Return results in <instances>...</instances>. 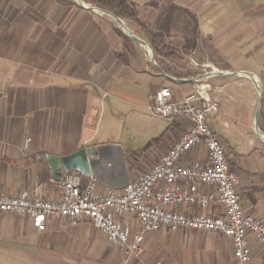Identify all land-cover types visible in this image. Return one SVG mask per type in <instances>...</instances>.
I'll list each match as a JSON object with an SVG mask.
<instances>
[{"label": "crops", "instance_id": "obj_1", "mask_svg": "<svg viewBox=\"0 0 264 264\" xmlns=\"http://www.w3.org/2000/svg\"><path fill=\"white\" fill-rule=\"evenodd\" d=\"M69 1L0 0V193L58 199L65 171L56 179L45 156L81 147L94 150L89 163L100 189L122 190L187 128L147 112L155 91L169 87L181 100L195 77L214 70L223 74L209 78L220 103L213 127L238 172L243 211L264 220V143L248 129L255 85L244 74L264 98V0H130L142 17L171 1L197 24L189 65L179 71L153 65L149 50L108 15ZM241 100L243 116L233 105ZM183 161L205 162V147ZM120 220L131 233L140 228L131 215ZM144 246L140 257L128 254L88 219L46 217L39 231L27 216L0 212V264H139L159 248L160 264H235L230 239L214 232L153 231ZM250 249V264H264V245L251 238Z\"/></svg>", "mask_w": 264, "mask_h": 264}, {"label": "built area", "instance_id": "obj_2", "mask_svg": "<svg viewBox=\"0 0 264 264\" xmlns=\"http://www.w3.org/2000/svg\"><path fill=\"white\" fill-rule=\"evenodd\" d=\"M209 78L195 77L192 92L181 100L174 98L169 87L155 91L147 112L166 121L183 119L187 128L122 190L108 187L102 191L96 176L83 178L69 170L60 179L58 199L41 198L28 190L16 195L0 193V212L27 216L39 231L46 217H68L73 222L88 219L110 244L136 257L145 251L148 232L187 229L219 233L230 239L235 264H250V239L264 245V220L243 211L238 172L213 129L220 106L211 96ZM200 144L206 149V161L184 162V155ZM212 205L221 213H206ZM192 206L195 212L183 209ZM125 214L138 220V230L131 233L124 226L120 217Z\"/></svg>", "mask_w": 264, "mask_h": 264}, {"label": "rangeland", "instance_id": "obj_3", "mask_svg": "<svg viewBox=\"0 0 264 264\" xmlns=\"http://www.w3.org/2000/svg\"><path fill=\"white\" fill-rule=\"evenodd\" d=\"M73 1L78 3L77 0H73ZM80 1L84 5H87L89 7H94V8H97L99 10H105L103 7H101L99 5L89 3V2H86L84 0H80ZM99 14H101L103 16L107 15V14L101 13V12ZM137 16H138L139 22L144 24L145 27L152 28L154 33L160 34L162 32L163 39H158V41L155 42V45L158 48V52L156 53L155 50L153 49L154 50V58H153V60H152V57L150 58V62L153 65H155L153 63V61L156 63V66H162L164 68H165V65L168 64L169 67H174V69L176 71H179L180 68H182V67L185 68L186 65H189L188 64L189 63V57H187L188 56L187 54H189V52L192 48V44H190L189 42L187 43L186 39H189V40L193 39L194 23H193L192 19H187L186 14L182 11H175L172 18H171L170 24L168 25V31L163 33V31L158 30L156 28L157 20L161 21L162 17H163L162 7H160V9H157V8L151 9L150 12H148V14L144 15V17L140 16L139 13H137ZM108 17H111V16L108 15ZM122 21L131 31L134 30L140 34V35H136L137 37H139V38L145 40L147 43H149L146 40L147 35L145 34L144 28H141L135 22H129V21H126L125 19H122ZM146 21H149V23H147ZM167 61H169V63H167ZM190 65H193V63L190 62ZM201 71H202V69H201ZM201 71L199 72L197 70L196 72L201 73ZM207 71H209V70H207ZM207 71H204V72H207ZM204 72H202V74ZM251 91H252L254 98L252 99L251 104L248 106V109H247L248 110V113H247L248 119L246 122L248 124V129H249L252 137H254V139H258L259 141L264 143V141H262L261 139H259L257 137L256 131L254 128V123H253L254 122L253 121L254 120V113H255V109H256V105H257V99H258L259 94L255 88L251 89ZM239 95H241V94H239ZM260 95H261V105H260V108L258 111L256 124H257V132H259L260 134H262L264 136V98L262 97V93H260ZM233 105L235 107V110H237L239 112V115L243 116V114L245 112V105H246L245 102L243 100H241V101H238L237 103H233ZM219 106H220V103H219ZM219 111H220V107H219ZM234 116H236V115H234ZM237 120L238 119H236V117H234L233 121H237ZM238 121L243 122V120L242 121L238 120ZM213 122H214V120H213ZM213 125H214V123H213ZM213 129H214V127H213ZM225 151H226V148H225ZM160 256H162L161 249L160 248L159 249H153L152 252H150L148 254L147 260H142V261L139 260L138 262H139V264H155L157 262H159V264H160V261L158 260L160 258Z\"/></svg>", "mask_w": 264, "mask_h": 264}, {"label": "water", "instance_id": "obj_4", "mask_svg": "<svg viewBox=\"0 0 264 264\" xmlns=\"http://www.w3.org/2000/svg\"><path fill=\"white\" fill-rule=\"evenodd\" d=\"M77 2L84 8L100 11L101 13H105V14L111 16L115 20V22L130 37H132L134 40H136L138 43H140L142 46L146 47L149 50V52L151 53L152 60H153V58H154L153 47L149 43H147L145 40L134 35L133 32L124 24V22L122 21L121 18L115 16L114 14H112L111 12H109L107 10H99L97 8L84 5L80 0H77ZM153 63L156 65V63L154 61H153ZM221 74H223V73L220 71L209 70L207 72H204L202 75H200L198 77L199 78H207V77H212V76L221 75ZM244 74L253 81L255 88L259 94L258 99H257V105H256L255 113H254V120H253L254 122L253 123H254V128H255L257 137L259 139H261L262 141H264V136L262 134H260L259 132H257V124H256L258 111H259V108L261 105V95H260L261 90H260L259 86L257 85L256 80L253 78V76L250 73H244ZM93 153H94V150L92 147H81V148L77 149L76 151L69 153L67 155H64V156H55V155L47 154L45 156V158L48 162L50 169H52L55 172L56 179H59V177L62 174V171H69V170L77 171L82 176L88 177L91 175L89 156L92 155Z\"/></svg>", "mask_w": 264, "mask_h": 264}, {"label": "trees", "instance_id": "obj_5", "mask_svg": "<svg viewBox=\"0 0 264 264\" xmlns=\"http://www.w3.org/2000/svg\"><path fill=\"white\" fill-rule=\"evenodd\" d=\"M57 1L63 4L70 3L69 0H57ZM84 1L99 5L103 7L105 10L113 13L115 16L125 19L126 21L137 23L141 28H144L145 34L147 35L146 40L153 46L155 52L156 53L158 52V48L155 45V42L158 41V39H163L162 32L160 34H156L153 32L152 28L145 27L144 24L139 22L137 12L135 10V6L130 0H84ZM177 9L178 7L172 4L171 1L166 2L165 5L162 6V11H163L162 20L161 21L157 20L156 28L158 30L163 31V33L167 32L171 18ZM132 32L135 35H140L138 32L134 30ZM194 33H195L194 41L187 40V43L189 42L190 44H192V48H194L196 42L197 24L195 25ZM163 69L166 68L163 67Z\"/></svg>", "mask_w": 264, "mask_h": 264}, {"label": "bare ground", "instance_id": "obj_6", "mask_svg": "<svg viewBox=\"0 0 264 264\" xmlns=\"http://www.w3.org/2000/svg\"><path fill=\"white\" fill-rule=\"evenodd\" d=\"M100 13V11H98Z\"/></svg>", "mask_w": 264, "mask_h": 264}]
</instances>
